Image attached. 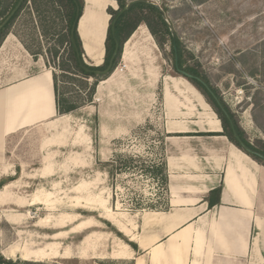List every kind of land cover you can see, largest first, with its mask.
I'll return each instance as SVG.
<instances>
[{"label": "rangeland", "instance_id": "1", "mask_svg": "<svg viewBox=\"0 0 264 264\" xmlns=\"http://www.w3.org/2000/svg\"><path fill=\"white\" fill-rule=\"evenodd\" d=\"M132 1L124 0L126 6ZM143 1L161 11L169 33L144 14L157 39L140 24L123 41L107 78L88 80L97 83L91 103L10 137L0 178L16 180L0 192V257L132 264L133 254L114 230L130 241L145 213L166 211L161 89L164 79L181 77L172 52L176 42L184 66L217 91L242 138L264 150V0ZM15 3L0 0L4 15ZM29 8L0 41V88L71 65L64 23L44 21L41 27ZM117 10L115 0H105L104 42ZM84 61L93 66L86 54ZM60 86L73 96V89L84 93L78 84Z\"/></svg>", "mask_w": 264, "mask_h": 264}, {"label": "crops", "instance_id": "2", "mask_svg": "<svg viewBox=\"0 0 264 264\" xmlns=\"http://www.w3.org/2000/svg\"><path fill=\"white\" fill-rule=\"evenodd\" d=\"M77 32L85 55L79 23ZM103 42L89 43L101 60ZM41 79L50 116L30 121L12 101ZM161 107L166 211L141 217L130 240L136 249L127 246L132 264H264V167L228 139L214 110L183 76L163 80ZM53 116L49 71L0 88V161L15 132Z\"/></svg>", "mask_w": 264, "mask_h": 264}, {"label": "trees", "instance_id": "3", "mask_svg": "<svg viewBox=\"0 0 264 264\" xmlns=\"http://www.w3.org/2000/svg\"><path fill=\"white\" fill-rule=\"evenodd\" d=\"M15 1L16 3L11 7L7 15H4L5 9L2 8L0 9V20H1L0 26L5 23L0 30V41L9 34L8 32L9 27L12 25V23H14V21L17 19V17L20 15V13L27 4L30 5L29 8L30 12L37 19L41 27L44 21H50L51 23H54L55 20L60 21L61 24L64 23L65 25V29L67 31V40L70 47L71 65L57 67L59 74H57L55 71L52 72L54 103H55L56 114L58 116H65L68 114H72L76 112L78 109H80L81 103L92 102V99L95 95L97 83L95 82L89 85L88 80L90 78L98 77L91 72L103 71L106 69L109 60L112 56V53L114 51L115 40L118 42L119 50L116 60L113 64V68L115 67L117 60L121 54L123 41L140 24H144L148 28L150 34L154 37V39H157L158 32L155 30L151 22L145 20L144 14H148L149 16L154 18L156 20L155 22L161 25V27L164 28L167 33H169L167 24L163 20L161 11L156 6L150 5L148 3H140V4L128 6L126 12L117 19L115 24V34L114 36H112L111 24L113 20L118 16V14L122 11V9L127 5L124 2V0H115V2L118 5V10L116 12H112V14L110 13L112 17L110 20V25L108 26L107 29V36L104 42V60H103L104 63L100 67L89 66L85 64L84 61V51L82 49V44L78 36L77 28L75 29L73 35L71 36V28L75 20L77 8L79 9V14L82 15L83 0H15ZM42 30H43V34L45 35L44 27L42 28ZM172 52H173L175 64H177L180 70L187 72L192 76H197V73L194 70L184 66L182 50L177 42L173 44ZM85 70L90 71V73H87ZM103 77L104 79L107 78V76H103ZM187 80L204 96L207 103L214 110V112L216 113L222 124L224 134L235 146H237L240 150H242L234 139L228 119L222 113V111L218 107L216 101L211 96V94L200 82L193 79H187ZM60 83H63L69 87H71V85L78 84V87L84 90V93L78 94L73 89L74 93L76 94V96H73V92L72 91L69 92V90L65 91L64 89H62ZM205 84L208 85L206 82ZM209 88L214 92L216 97H218V99L220 100L217 91L210 86ZM228 113L237 134L239 135L240 138H242L239 127L233 119V115L229 111ZM241 140L254 152L262 154L264 156L263 149L260 150L255 149L253 146L247 143L243 138ZM244 153L247 154L246 152ZM247 155L250 158H252L255 162H257L258 164L264 167V161H262L256 156L250 154ZM103 165L106 167L108 166V163L105 162ZM16 171L19 172V169H17ZM15 180L16 179L12 176L0 178V190L6 184L14 182ZM164 183L166 185L165 164H164ZM219 192L220 190L216 191L215 194L219 196ZM114 231L117 237L120 238L127 246H130L132 249H136V245L133 242L129 241L119 232H116V230ZM0 264H39V263L12 261L0 257Z\"/></svg>", "mask_w": 264, "mask_h": 264}, {"label": "bare ground", "instance_id": "4", "mask_svg": "<svg viewBox=\"0 0 264 264\" xmlns=\"http://www.w3.org/2000/svg\"><path fill=\"white\" fill-rule=\"evenodd\" d=\"M104 3L105 0H85V7L83 6L84 10L79 22V33L85 42L86 56L90 58L92 64L95 66L101 65L102 62L100 52L96 55L92 46L97 45L98 41L102 42L104 40L107 21V17L102 13ZM101 42L98 43V46ZM89 43L92 46H89ZM46 78L44 77L43 80H46ZM43 80L41 79V81L39 80L38 82L30 84V89L24 92L25 95H15V99L12 101L15 104L13 106L15 110L19 111L23 109L26 113L28 112L30 121L37 119V117L50 116V103L46 97L47 94L45 92L47 90L45 91V85H42ZM6 187L7 185L0 192Z\"/></svg>", "mask_w": 264, "mask_h": 264}, {"label": "water", "instance_id": "5", "mask_svg": "<svg viewBox=\"0 0 264 264\" xmlns=\"http://www.w3.org/2000/svg\"><path fill=\"white\" fill-rule=\"evenodd\" d=\"M140 3H146L145 1L143 0H136V1H132L129 3L128 6H132V5H135V4H140ZM128 6H125L122 11L118 14V16L113 20L112 24H111V34L112 36H114L115 34V24H116V21L117 19L126 12ZM82 15L79 14V9L77 8V11H76V15H75V20H74V23L72 25V28H71V36L73 35L75 29L77 28L78 26V23L81 19ZM162 17H164V15L162 14ZM5 24V23H4ZM4 24H2L0 26V30L1 28L4 26ZM118 50H119V45H118V42L115 40V47H114V51L112 53V56L109 60V63H108V66L106 67L105 70L103 71H93L91 73H93L95 76H108L112 70H113V64L116 60V57H117V54H118ZM175 68H176V71L178 72V74H180L181 76H183L184 78H187V79H193V80H196L198 82H200L201 84H203V86L207 89V91L211 94V96L214 98V100L216 101L218 107L220 108V110L222 111V113L225 115V117L228 119L229 121V124H230V128H231V131H232V134L234 136V139L236 141V143L238 144V146L244 151L246 152L247 154H250V155H253V156H256L258 157L259 159H261L262 161H264V156L262 154H259V153H256L254 152L252 149H250L242 140L241 138L239 137V135L237 134L235 128H234V125L228 115V113L226 112V110L224 109V107L222 106V104L220 103V101L218 100V98L216 97V95L214 94V92L209 88L208 85H206L201 79L197 78V77H194L192 76L191 74H188L187 72H184L182 70H180L177 66V64L175 65ZM87 73H90V71L88 70H85Z\"/></svg>", "mask_w": 264, "mask_h": 264}]
</instances>
